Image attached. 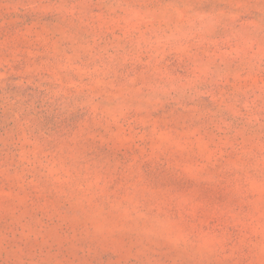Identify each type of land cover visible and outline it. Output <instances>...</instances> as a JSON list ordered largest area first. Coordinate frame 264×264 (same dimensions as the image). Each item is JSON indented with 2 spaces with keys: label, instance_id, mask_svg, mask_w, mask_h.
<instances>
[{
  "label": "rangeland",
  "instance_id": "1",
  "mask_svg": "<svg viewBox=\"0 0 264 264\" xmlns=\"http://www.w3.org/2000/svg\"><path fill=\"white\" fill-rule=\"evenodd\" d=\"M0 264H264V0H0Z\"/></svg>",
  "mask_w": 264,
  "mask_h": 264
}]
</instances>
